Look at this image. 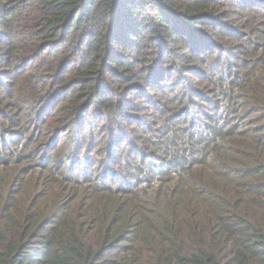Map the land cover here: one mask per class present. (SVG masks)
I'll return each mask as SVG.
<instances>
[{
  "label": "trees",
  "instance_id": "1",
  "mask_svg": "<svg viewBox=\"0 0 264 264\" xmlns=\"http://www.w3.org/2000/svg\"><path fill=\"white\" fill-rule=\"evenodd\" d=\"M0 264H264V0H0Z\"/></svg>",
  "mask_w": 264,
  "mask_h": 264
},
{
  "label": "rangeland",
  "instance_id": "2",
  "mask_svg": "<svg viewBox=\"0 0 264 264\" xmlns=\"http://www.w3.org/2000/svg\"><path fill=\"white\" fill-rule=\"evenodd\" d=\"M94 133L97 134L98 132H94ZM98 136H99V135H98ZM97 138L99 139V137H97ZM98 139H97V140H98Z\"/></svg>",
  "mask_w": 264,
  "mask_h": 264
}]
</instances>
